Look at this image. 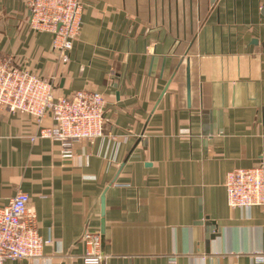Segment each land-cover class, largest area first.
Listing matches in <instances>:
<instances>
[{
  "label": "crops",
  "instance_id": "obj_1",
  "mask_svg": "<svg viewBox=\"0 0 264 264\" xmlns=\"http://www.w3.org/2000/svg\"><path fill=\"white\" fill-rule=\"evenodd\" d=\"M84 2L64 63L29 0H0V59L57 95L106 101L103 136L70 158L33 139V117L0 109V208L28 193L52 241L4 264H83L87 230L103 234V264H264V205L231 208L225 186L264 164V0Z\"/></svg>",
  "mask_w": 264,
  "mask_h": 264
},
{
  "label": "built area",
  "instance_id": "obj_2",
  "mask_svg": "<svg viewBox=\"0 0 264 264\" xmlns=\"http://www.w3.org/2000/svg\"><path fill=\"white\" fill-rule=\"evenodd\" d=\"M29 7L31 28L50 33L53 52L61 62H68L74 41L82 31L84 0H29ZM105 106L104 95L97 90L81 89L71 95H57L53 80L20 66L14 57L0 59V109L33 117L39 126L33 139L58 141L63 157H74L75 143L103 136ZM48 116L52 119L50 126L44 125ZM225 186L231 208L263 206L264 164L233 169L227 174ZM29 204V194L19 190L0 208V264L8 259L41 257L45 246L52 242L40 235L36 213ZM82 243L83 264L104 263L101 231H85Z\"/></svg>",
  "mask_w": 264,
  "mask_h": 264
},
{
  "label": "water",
  "instance_id": "obj_3",
  "mask_svg": "<svg viewBox=\"0 0 264 264\" xmlns=\"http://www.w3.org/2000/svg\"><path fill=\"white\" fill-rule=\"evenodd\" d=\"M189 91H190V87H189Z\"/></svg>",
  "mask_w": 264,
  "mask_h": 264
}]
</instances>
